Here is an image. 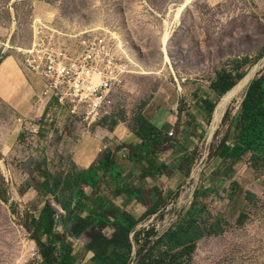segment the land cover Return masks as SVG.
I'll return each instance as SVG.
<instances>
[{"label": "rangeland", "instance_id": "obj_1", "mask_svg": "<svg viewBox=\"0 0 264 264\" xmlns=\"http://www.w3.org/2000/svg\"><path fill=\"white\" fill-rule=\"evenodd\" d=\"M182 1L0 0V59L11 62L0 72V264L40 262L23 224L42 204L36 189L42 168L51 177H65L73 166L80 170L75 160L89 146L96 152L98 134H109L118 125L131 129L137 113L149 117L157 110L167 115L177 111L182 120L192 111L200 127L189 151L192 160L186 162V178L167 197L168 204L137 220L135 229L161 233L201 185L215 192L197 201L211 217L226 223L221 222V234L197 240L189 264H264V163L252 167L246 156L235 165L233 181L220 182L212 173L217 158L210 155L225 130L224 112L235 113L251 79L213 123L215 107L224 95L211 86L216 72L226 70L235 84L252 69L254 76L264 74V0H190L166 41L167 61L161 38ZM36 28L65 46L82 35L106 34L134 59L135 66L112 89L109 114L87 124L53 108L40 113L34 96L39 83L22 68L18 51L27 48ZM244 57L247 61L238 64ZM18 118L40 127L24 128ZM172 131L175 137L174 127ZM231 182L236 185L230 186ZM245 191L253 196L245 198Z\"/></svg>", "mask_w": 264, "mask_h": 264}, {"label": "trees", "instance_id": "obj_2", "mask_svg": "<svg viewBox=\"0 0 264 264\" xmlns=\"http://www.w3.org/2000/svg\"><path fill=\"white\" fill-rule=\"evenodd\" d=\"M246 61L247 58L244 57L237 62L240 64ZM234 84L230 74L222 69L216 72L215 82L211 86L218 95H222ZM221 123L226 125L225 130L210 152L213 158L220 159V164L212 173L223 181L231 176L232 165L246 154H249L248 160L252 167L262 166V73H257L250 79L238 109L233 115L230 111H225ZM131 129L141 140L131 148L133 155L152 154L163 145L168 146L173 138L162 133L141 113L134 116ZM189 160H192L191 155L185 159L186 162ZM39 174L42 180L36 185V189L43 201L37 214L27 217V222L23 224L35 243L40 257L39 264H76L77 254L72 252V245L65 239V235L80 239L84 250L93 254L88 264H189L197 240L224 231L221 222L226 223L225 220L217 216L211 217L205 205L197 201V197L204 198L215 191L201 185L195 187L189 205L164 231L157 233L154 228L135 229L137 219L110 202H103L98 195L102 176L109 174L111 181L117 183L120 175L115 171L114 156L110 150H102L87 169L78 170L73 166L65 177H51L46 168H42ZM125 192L128 196L132 195V191ZM244 194L245 198L253 196L249 191ZM51 201L63 213H59L51 205ZM156 210L155 205L138 220ZM128 220H131V224ZM58 224L62 233L55 229ZM107 226L112 230L106 231ZM131 232L133 234L130 236Z\"/></svg>", "mask_w": 264, "mask_h": 264}, {"label": "crops", "instance_id": "obj_3", "mask_svg": "<svg viewBox=\"0 0 264 264\" xmlns=\"http://www.w3.org/2000/svg\"><path fill=\"white\" fill-rule=\"evenodd\" d=\"M10 65L11 62L9 60H1L0 72ZM208 88L212 89L210 84ZM200 98L204 99L203 96L197 97V99ZM145 118L164 134H167L174 127L175 137L169 141L168 146L163 145L152 154L138 153L133 155L131 148L138 145L141 140L134 134L132 129L118 125L109 134H105L104 132L98 134V137L101 138L97 142L96 152L93 147L90 149L89 146L83 151L82 156L77 157L75 160V164L79 169L83 170L95 162L99 155L98 153L101 152L99 149L105 146L106 150L113 152L115 171L120 174L118 182L113 183L109 174L102 176L98 195L103 202H110L137 220L147 210L154 208L155 205L156 212L167 205V197L186 178L188 168L185 159L191 154L189 151L195 147L196 129L200 127L197 115L192 111L189 112L186 120H182L177 111L167 115L160 110L154 111L152 115ZM246 156L248 158L249 154H246L240 160ZM240 160L232 165L233 172L235 165ZM217 163V165L220 164L219 158H217ZM248 163L249 161L246 162L247 165ZM231 178L232 176L225 179L231 180ZM219 181L222 182L221 179ZM234 185H236L235 182L230 183V186ZM126 190L132 191V195L128 196L125 192ZM137 191L138 194L136 195ZM52 202L50 203L53 206ZM54 208L59 213H63V210L59 206ZM156 212L151 215H154ZM151 215H146L143 219ZM237 217H239V214ZM55 229L62 233V228L59 224L56 225ZM111 230V227H106V231ZM65 239L71 243L72 252L77 254L76 264H87V261L90 260L93 254L84 250L82 241L80 239H73L68 235H65ZM82 255L83 258H81Z\"/></svg>", "mask_w": 264, "mask_h": 264}, {"label": "built area", "instance_id": "obj_4", "mask_svg": "<svg viewBox=\"0 0 264 264\" xmlns=\"http://www.w3.org/2000/svg\"><path fill=\"white\" fill-rule=\"evenodd\" d=\"M18 51L22 68L39 83L34 96L40 113L53 108L87 124L109 114L113 87L135 66L125 49L115 46L106 34L82 35L65 46L58 44L53 34L36 28L27 48ZM18 121L24 128L31 125L36 131L40 127L24 119ZM167 135L172 137L173 131Z\"/></svg>", "mask_w": 264, "mask_h": 264}, {"label": "bare ground", "instance_id": "obj_5", "mask_svg": "<svg viewBox=\"0 0 264 264\" xmlns=\"http://www.w3.org/2000/svg\"><path fill=\"white\" fill-rule=\"evenodd\" d=\"M190 2V0H183L182 3H180L174 10H173V22H172V26L168 25L167 23V27H166V30L165 32L163 33L162 35V38H161V45H162V49H163V52H164V58L165 60L168 61V57L165 53V44H166V41L169 37V34H170V31L173 27V24H177V17L179 15V12L187 6V4ZM253 70H251L250 73H248L245 78L238 82L237 84H235L230 90H228L226 93H224V95L220 98V101L217 103L216 107H215V110H214V113H213V117H212V121L213 123H216L219 121L220 117H221V114H222V111H223V108L225 106V104L231 100L234 96H236L242 89V87L244 86L245 82L251 77L252 73H253Z\"/></svg>", "mask_w": 264, "mask_h": 264}, {"label": "water", "instance_id": "obj_6", "mask_svg": "<svg viewBox=\"0 0 264 264\" xmlns=\"http://www.w3.org/2000/svg\"><path fill=\"white\" fill-rule=\"evenodd\" d=\"M254 74L251 75V78H253Z\"/></svg>", "mask_w": 264, "mask_h": 264}]
</instances>
